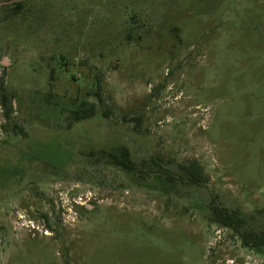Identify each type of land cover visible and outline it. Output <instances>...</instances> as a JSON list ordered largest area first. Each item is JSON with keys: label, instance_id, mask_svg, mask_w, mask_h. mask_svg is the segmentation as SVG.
Instances as JSON below:
<instances>
[{"label": "rangeland", "instance_id": "obj_1", "mask_svg": "<svg viewBox=\"0 0 264 264\" xmlns=\"http://www.w3.org/2000/svg\"><path fill=\"white\" fill-rule=\"evenodd\" d=\"M214 203L264 230V0H0V264H264Z\"/></svg>", "mask_w": 264, "mask_h": 264}, {"label": "trees", "instance_id": "obj_2", "mask_svg": "<svg viewBox=\"0 0 264 264\" xmlns=\"http://www.w3.org/2000/svg\"><path fill=\"white\" fill-rule=\"evenodd\" d=\"M95 92L99 100H101L100 86L97 87ZM3 97L4 102H6V95L3 94ZM95 113L96 109L94 103L81 101L77 108L71 109L69 119L72 121H69L68 124L72 125L73 122L86 120L93 117ZM91 155L97 156V158H107L112 164L127 172H132L136 169V164L131 158L130 150L127 147H120L119 149L111 152L100 150L95 153L92 151ZM153 162L156 166V168H154L155 170L166 175L171 180L174 179V176H172L170 171L162 167L161 162L154 159ZM180 169L191 184H201L208 180L207 176L204 175L202 166L197 161H191L188 164L180 165ZM211 211L213 221L222 226L229 227L236 233L240 234L242 244L244 246H248L258 253H264V230L260 232H242L241 229L245 222V217L238 210H229L214 203L211 205Z\"/></svg>", "mask_w": 264, "mask_h": 264}]
</instances>
